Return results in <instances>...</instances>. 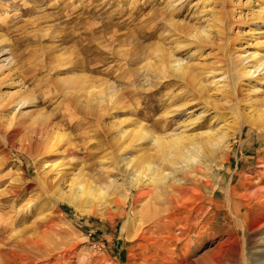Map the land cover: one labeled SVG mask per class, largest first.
I'll return each mask as SVG.
<instances>
[{
  "label": "rangeland",
  "instance_id": "374dc122",
  "mask_svg": "<svg viewBox=\"0 0 264 264\" xmlns=\"http://www.w3.org/2000/svg\"><path fill=\"white\" fill-rule=\"evenodd\" d=\"M157 49L186 61L190 74L169 75ZM252 51L264 60V0H0V250L18 251L22 236L42 243L47 255L38 256L39 264H264V197L258 198L264 190L256 194L264 188V118L252 124L248 116L264 112V70L260 78L241 77L236 63V55ZM78 73L113 84V96L105 99L97 83L89 95L95 98L66 94L62 79ZM23 89L33 100L20 116L12 101ZM97 114L104 117L96 119ZM219 116L238 124H231L223 141L212 139L210 154L203 149L207 163L197 173V185L186 180L182 219L168 224L164 216L157 228L153 208L167 200L155 191L127 198V184L114 190L106 208L91 203L79 212L63 202L53 205L54 172L47 164L65 165L58 173L62 182L79 163L107 190L118 154L133 156L145 145L157 167L171 169L158 149L128 138L129 132L144 125L158 135L205 133L219 128ZM118 119L127 133L118 135L109 126ZM47 135L59 153L34 156V145ZM226 188L246 212L245 227L225 206ZM139 214L142 224L132 226L131 217ZM255 219L261 224L252 226ZM128 230L142 233L127 236ZM232 242L237 253H223L219 262L205 258ZM0 264L16 263L4 255Z\"/></svg>",
  "mask_w": 264,
  "mask_h": 264
},
{
  "label": "bare ground",
  "instance_id": "6f19581e",
  "mask_svg": "<svg viewBox=\"0 0 264 264\" xmlns=\"http://www.w3.org/2000/svg\"><path fill=\"white\" fill-rule=\"evenodd\" d=\"M230 1H232V0H230ZM209 14H210V12H209ZM219 18L220 17H218V19ZM211 19H212V17H211ZM220 19H223V18H220ZM222 22H221V24H222ZM218 23H219L218 25L221 26L220 21ZM213 27H214V25L212 26V28ZM209 28H210V26H209ZM206 32H205V34H207ZM216 32H220V31H216ZM201 33H202V31H201ZM200 35L201 34L199 32L196 33V35H195L196 40H197V38L201 37ZM208 36H209V34H208ZM202 38L203 39L207 38V36L204 35V37H202ZM155 46H157V45H155ZM159 47H160V45H159ZM157 50H160V49H157ZM155 54H156V52H155ZM157 54H158V51H157ZM168 55L164 51H161L158 56L160 58L159 60H160L161 65L163 67H165L166 69L168 67L170 68L169 69L170 70L169 73H168V69H167V73L169 75L172 72L173 75H175L177 77H181L179 79H182V77L184 78L185 75H189L190 74V72H189L190 71V69H189L190 65L188 66V63L186 61H184L183 59H180V58H173L172 55L171 56H168ZM258 55L259 54L257 52H255V51L249 52L248 54H245V55H242V54L236 55V61L237 62L236 61L235 62L238 64L237 70L239 71V73L238 72L237 73L240 74L241 77L242 76L246 77V78L247 77H256V78H260L261 77V75H260L261 73L260 72L262 70H264V60L261 59L260 58L261 56L259 57ZM155 60H157V59H155ZM157 62H159V61H157ZM153 64H152V68H153ZM155 66H154V68H155ZM157 66H156V68H157ZM160 68H162V67H160ZM84 69L85 68L82 66L81 70L84 71ZM161 70L162 69H160L159 71H161ZM163 71L165 72V70H163ZM158 74L160 75V73H158ZM191 75H192L191 77H193V74H191ZM208 75H210V74H208ZM165 76H166V73H165ZM165 76H163V77H165ZM237 78H239V77H237ZM195 79L198 80L197 78H195ZM62 80H61L62 81L61 83H62L63 87H61V88H63V90H65L66 94L67 93H70V94L71 93H73V94L75 93L76 94L77 92H80L79 95L77 94L78 96H82V95L84 97L85 96H89V95L92 96V94H95L94 92H95V88L96 87H94V86L96 85V83H97V85L102 86L103 90H106L107 94H105V95L102 94V96H104L105 99H107V98L109 99V97H107L106 95H108V96L110 95V97L113 96L112 94L116 90V87L113 84H111V83H107L106 80H95V79H92V78L89 79L88 77L82 75V73L81 74L78 73V74L70 75L68 78H65V79H62ZM161 81H159V83ZM189 81L191 82L192 80H189ZM194 82H193V85H195ZM196 84L198 86H200L199 82L196 83ZM25 91L26 90H24L21 93V95L14 102L12 101V104H13L12 107L15 110H17V112H20L19 113L20 116H24L26 114V112H25L26 110L23 111V109L31 100H33V98L31 97L32 94L30 95L28 92L24 93ZM97 94L99 95V93H97ZM118 94H117V96L116 95H114V96L115 97H119L121 95L120 94L118 96ZM94 96L95 95H93V97ZM93 97H91V98H93ZM91 98L89 96V99H91ZM102 98L103 97H100L99 99H101V101H103ZM89 99H88V101H89ZM97 99H94V100H97ZM119 99H117V100H119ZM204 99H207V98H204ZM119 102H120V100H119ZM84 103L87 104V101L83 102V105H84ZM98 103H100V102L97 101L96 105ZM88 105H87L88 108L86 107V109H88V111L89 110L91 111V107H90L91 105L90 106H88ZM207 105H209V103H207ZM102 106L103 105H101V107ZM79 107H81V106H79ZM93 107H94V104L92 106V109L94 111ZM96 107L97 106H95V109H96ZM104 107H105V105H104ZM111 107H112V105H111ZM98 108H99V106H98ZM108 108H109V106H108ZM102 110H104V109H102ZM102 110H101V112H102ZM104 112H106V111L104 110ZM168 112L169 111H167L166 113H168ZM89 113L91 114V112H89ZM98 113H99V110H98ZM109 114H108V116H109ZM91 116L95 117V114H93ZM248 116H250V118H251V119L249 118L250 119L249 122L252 121L250 123L254 124L255 123L254 120H256V119L260 120V119L264 118V112L260 113V114L256 113V115L255 114H249ZM102 117H104V114H103V116L99 115V114L96 115V119H99V118H102ZM219 117H220V119H223V121L219 122L220 123L219 128L216 129V127H215L216 130H214V131H213V129H210V128L206 129L205 133L184 134V130H182V131L177 132V133H169V134H165V135H158V134L150 132V130H147V128L144 127V125H142V127L140 128V131H138V130H137V132L134 131L135 134L129 132L127 134L128 138H131L132 140H134L136 142L137 141H139V142L141 141L143 143H148L153 148L158 149L159 157L162 159V161H165L168 164V166H170L171 169L169 171H165L164 169H161V168L157 167L154 164V162H153L154 152H151V149H148L146 147V145H145V148L143 146V148H144L143 152L140 149L142 153L141 152L139 153V151H140L139 150V151H137L139 154H136V155H133V156H125V154H118L119 159L118 160L116 159L117 166L115 167L116 168L115 170L117 171V173L115 175L112 174V175L108 176L110 178H108L109 180H108V182L105 185L108 188L107 190L105 188H103L102 186H100L99 177H97L96 175L94 177L93 176L94 174L93 175L89 174V172L85 171L83 168L80 167L79 163L77 165L79 167L74 168L72 170V172H70L69 174L67 173V175H62L63 178L65 177L63 179L64 181H62V182L58 181L60 179L58 173H62L63 171L66 170V168H64L65 165L61 164V163H54V164H49V165L47 164V166L49 167L48 170L54 172V175H52L53 177L51 176L52 179H53V183H54L52 185V188L54 187L53 192H52V195L54 197L53 202H52L53 205L57 206V203L63 202L65 204H67V205H70L71 207H73L75 210H78L79 212H86L88 210V206H90L91 203H99V204L102 203V204H104V206L106 208V206H108V205L111 206L110 204H112L114 202V201H112V195L114 193V190L117 187L121 186V185L127 184V192H128L126 194L127 198L130 196V197H132L134 199H140L142 197L150 196L152 191H155L156 195H158V196L162 195L163 198H165L167 200V205H165L164 207L157 206V207L153 208V214L151 216V219L153 221L152 224L154 226H156L157 228L160 225L162 218H165L164 216H168V219L167 218L163 219L164 223H168V224L172 223V222H175L176 220L182 219V217H183L182 215H183V213L186 210V208H185L186 207L185 206V201L186 200L184 199V192L189 189V187L185 185L186 180H188V179L192 180L191 184L197 185V183H198V181H197L198 180L197 173H200L202 171L201 170L202 167H204L206 165V163H207L205 156L204 155L200 156V155H202V151H204L203 149H205L206 154H210L211 153V151H210L211 148L210 147H211V145L215 144V143H212V141H213L212 139L216 138V139L221 141L225 136L228 137V133L227 132H229V130L232 129V125L231 124H233V123L234 124H238L237 122L235 123L234 120H233V122L229 123L230 121H227L228 118H224V116H219ZM12 118H13V115H11L8 118L9 119V125H10L11 121L13 120ZM16 119H18V117H16ZM20 119H21V117H20ZM17 122H18V120H17ZM97 122H99V121H97ZM121 124H123L122 120L118 119V121H114V122L110 123L109 126L116 128L117 131H118L117 132L118 135H121V134L127 133V131H128V130L126 131L125 129H121V127H119ZM138 124H139V122H138ZM189 125H190V123L188 124V126ZM109 126H107V128H108L107 130L110 129ZM229 128H231V129H229ZM115 136H117V135H115ZM115 136H114V138L116 139ZM52 137H55L54 134H53ZM118 137H122V136H118ZM50 138L47 135V136H44V140H41V141H39V143H36V144L34 143L35 144L34 147H33V150H34V154L33 155L34 156H37V155L40 156V155H44V154H46L48 156H54L57 153H59L58 150H57V147H55V145H54L55 142H51ZM39 139H40V137H39ZM41 139H43V138H41ZM119 139H121V138H119ZM130 142H132V141H130ZM136 142H135L134 145L132 143V145H133L132 148H135ZM126 146L127 145L125 144V146H123V147L125 148ZM121 148H122L121 145H119L114 150L117 153V151L118 152L121 151L120 150ZM170 148H174L175 149V151H176L175 154L170 152V150H169ZM120 156L122 158H120ZM46 172H48V171H46ZM92 172H94V171H92ZM57 175H58V177H57ZM111 176H113V177H111ZM42 184L45 185L46 181L42 180ZM190 187H191V185H190ZM133 190H135V192H136L135 194L133 193ZM191 190L194 191V188L191 189ZM262 190H264V188L257 190L256 194H260L262 192ZM233 194H234L233 191H231V189L228 188L226 193H225V196H224L225 206H226V208L230 209V212H231V214H232V216L234 218L233 219L234 222L235 223L238 222L242 227H245L247 225L246 212L244 210L243 211L240 210L241 206H237V204H236L237 198H235V197L232 198ZM187 195H185V196H187ZM263 197H264V194L263 195H258V198L262 199ZM105 208H104V210H105ZM176 211H179V212L176 213ZM142 217H143V215H140L139 218L136 215H133L131 217L132 219H131V223L130 224H132V226H134L137 222H140L142 224V221H141ZM122 224H123L122 227L125 228V226L127 224V219ZM253 224H257V220L255 222H252L251 225L253 226ZM258 224H261V223H258ZM34 226H37V225H34ZM138 230H139V228H138ZM127 232H128L127 236H131L132 235L134 237H139L141 235L140 233H142V230L140 231V233L134 232V231L132 232V230L131 231L128 230ZM143 235L141 236V238L144 237ZM20 239H21V241L17 242V244L15 245V246L19 247L18 251H16V252H12V251L3 252V251L0 250V257H2L4 255L7 256V257H11V258H13V262L16 263V264H39L40 262L38 263V261H39V259H38L39 257L38 256L43 258V256L47 255V253L45 252V250L43 248L42 243L40 242V240L38 238H35V239L32 238L31 239V238H24L22 236H20ZM154 243L157 246H159V244L157 242H154ZM185 246H187V244L183 245V247H185ZM236 246L237 245L234 242H232L231 246L229 245V247L225 248V249H220L219 248L217 250V248H216V249L213 250L211 248L213 251L212 252H208L209 254H207L205 256V258L209 259L210 261H214V262L218 261L219 262V260H221L222 257H224L223 253H225L224 255H226L227 253H237V247ZM30 247L34 248L35 250H37L38 252H41V253H34V252H33V254L30 253V250H28V249H30Z\"/></svg>",
  "mask_w": 264,
  "mask_h": 264
}]
</instances>
